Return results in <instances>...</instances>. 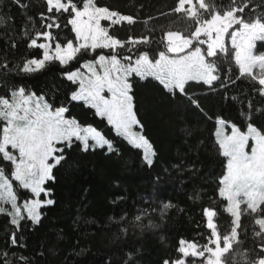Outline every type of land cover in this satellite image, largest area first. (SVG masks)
Returning a JSON list of instances; mask_svg holds the SVG:
<instances>
[{"label":"trees","instance_id":"trees-1","mask_svg":"<svg viewBox=\"0 0 264 264\" xmlns=\"http://www.w3.org/2000/svg\"><path fill=\"white\" fill-rule=\"evenodd\" d=\"M17 2L20 5L14 0H0V16L4 18V24L0 26V98H11L21 86L26 93L43 95L52 108L67 106V117L97 128L114 150L106 155L107 146L93 149L90 142L89 150L82 151L83 142L75 139L71 141V147L68 142L58 144L64 148L65 159L52 170L55 181H48L45 185L52 189L50 197L55 203L40 208L42 218L38 225H33L24 216L19 229L11 223L8 210L0 212V264L4 261L8 264H105L106 259L110 264H124L125 252L129 250L134 253L131 264H162L165 258L178 256L180 238L200 245L206 243L208 230L204 227L206 221L202 215L206 206L217 211L218 216L214 219L221 235L229 231L231 217L223 211L227 202L218 196V181L225 173L227 158L220 154L215 135L217 122L224 120L243 132L248 123H252L264 131V97L253 91L258 84L245 77L226 88L218 87L225 75L232 79L238 75V66L231 58L233 50L228 48V57L212 58L218 62L221 80L214 82L211 88L192 82L186 86L187 91L199 100V109L177 90L169 93L154 77L140 79L135 74L130 75V94L140 122L139 129L156 153L153 166L149 168L142 159L143 149H137L124 136L117 134L105 117L96 115L95 108L84 101L70 100L71 93L77 91L79 85L67 81L63 73L74 68L72 63L62 68L53 60L40 71H20L27 60L42 58V49L29 48L28 45L32 39L41 40L38 33L47 30L43 25L50 21H43L40 17L46 9L45 0ZM73 2L82 8L81 0ZM93 2L96 6L134 18V24L121 22L111 26L109 35L125 42L129 37L144 36L152 41L150 45H138L130 53L133 56L138 51L148 50L152 59L158 58L157 49L163 46L157 41L164 31L186 28L191 31L194 27L193 22L184 19L182 14L166 15L176 0ZM213 2L226 10L229 0ZM259 5L260 0H253L250 5L256 7L255 15L264 14V7ZM245 15H249L248 10ZM66 19V14L61 15V28L51 30L61 45H65L68 39L75 40L70 26L64 27ZM104 25L109 27L107 21ZM129 46L126 43L125 49H117L118 53L127 54ZM257 51H264L263 41L258 42ZM9 68L13 71L10 72ZM232 96L237 99L234 101ZM249 100L253 106L250 118ZM0 164L10 175L7 168L10 162L0 156ZM173 165L178 167L173 168ZM189 166H193L192 170ZM154 176L162 177L159 183L154 184ZM14 186L21 200L23 195L24 198L31 196V192L22 189L17 181ZM161 201H171L174 205L163 218L159 214ZM137 215H143L140 222L143 230L135 226ZM241 222L247 227L248 217H242ZM149 223L158 227L150 228ZM122 226L127 228V233L121 231ZM13 233L17 237L16 246L11 244ZM245 245L254 246L250 228ZM21 255L28 259L21 262L18 259ZM227 264H244L236 245Z\"/></svg>","mask_w":264,"mask_h":264},{"label":"snow or ice","instance_id":"snow-or-ice-1","mask_svg":"<svg viewBox=\"0 0 264 264\" xmlns=\"http://www.w3.org/2000/svg\"><path fill=\"white\" fill-rule=\"evenodd\" d=\"M14 2L20 5L17 0ZM45 2L46 9L40 13V17L43 21H50V23L43 25L47 30L38 33V37H42L46 42L38 43L37 39H32L28 45L29 48L42 49V58L27 60L20 71L22 73L37 72L53 60L58 61L64 68L75 60L82 50L95 52L97 49H111L110 56L101 53L94 61L82 62L79 68L63 73L67 81L80 84V89L71 93L70 100L84 101L86 105L95 108L96 115L107 117V122L115 126L117 134L131 135L130 143L137 149H143L142 159L149 168L153 166V157L156 153L152 151V146L147 139L130 133L131 127L139 124L134 113L133 96L130 94L132 84L129 78L131 76L126 77L121 85L118 82L119 72L117 71L114 80L105 70L108 59L115 61L116 64L128 61L130 66L136 65V67H130L131 74H135L140 79L154 77L169 93H172L174 89L177 90L179 95L188 99L193 107L199 109V100L187 91L186 86L192 82L211 88L214 82L221 80L218 62L212 58L220 55L229 56V49L224 43L225 35H229L231 48L234 50L231 58L239 71L235 79L225 75L218 87L226 88L237 80L247 77L259 85L253 91L264 97V54H254L256 42L264 41V14L255 15L256 7H250L253 0H229L226 10L213 0L207 3L206 0H176L175 6L166 15L182 14L184 19L193 22L194 27L191 31L187 28L183 31H164L160 40L157 41L163 47L157 49L156 57L158 58L154 59H150L148 50L138 51L135 56L122 55L117 51V49H125L127 43L130 46L126 51L133 53L138 45H150L152 41L149 37L137 39L129 37L125 42L109 35V28L113 25H120L121 22L134 24L133 16L121 15L116 11H110L107 7H97L93 0H81L82 8H79L73 0H45ZM26 6L23 5V7ZM259 6L264 7V0H260ZM246 10L249 11V15H245ZM63 14L67 15L64 27L70 26L71 32L74 33L75 46L72 39H68L62 46L51 31L53 28H61L59 19ZM101 21H107L109 27H102ZM3 24L4 18L0 16V26ZM12 46L15 47V44L13 43ZM89 64L93 67H89ZM107 67L111 68V66ZM80 68L86 69L89 75L84 74L82 77ZM256 68L259 69V74L253 71ZM9 71L13 69L9 68ZM228 71L230 72L231 69L229 68ZM85 79L88 81L87 87H85ZM24 92L25 89L21 86L18 92L13 93L23 98V105H25L23 108L21 104L13 106L9 99L0 98V104L10 109L0 111V120L4 121L0 125L3 132L0 153L5 160L15 165L14 179L20 182L23 189L30 190L35 197L24 207L27 219L33 225H38L42 218L39 209L55 203L53 199L47 198L51 195L52 189L46 188L45 185L48 181H55L52 170L65 159L64 148L57 147V144L68 142V146L71 147V138L76 137L83 142L82 151H87L90 135L95 141L92 145L93 149L107 145L106 155L114 149L112 144L94 129H86L89 135L81 136L74 127L75 120L65 119L69 107L60 106L52 109L41 95L35 97V108L30 109L27 105L33 101L34 94L25 96ZM104 92H107L109 97L102 95ZM231 99L235 101L237 97L232 96ZM247 108L250 118L253 108L251 100L247 101ZM256 111L260 110L257 108ZM30 114L34 118H30ZM219 122L224 123L222 120ZM220 135L223 136L222 133ZM250 139L254 143L249 153L246 147ZM218 143L220 154L227 158L225 173L218 181L220 185L218 196L227 202L223 211L231 217L230 230L221 235L214 219L218 216L217 211L206 206L202 212L206 221L204 227L208 230L206 243L200 245L196 241L180 238L177 247L178 256L165 258L162 264H186L189 256L200 258L201 264H222L223 257V264H227L234 245L244 258V264H264V132L252 123H248L246 133L233 127L231 135L219 139ZM7 146L18 150V161L16 156L6 150ZM57 153L60 154L57 155ZM49 160L52 163H49ZM172 167L176 168L178 165ZM192 167L189 166V170H192ZM164 171L167 173L168 169L165 168ZM161 179V176H154V184L159 183ZM5 185H8L7 180ZM8 195L13 201L17 198L12 195L11 190ZM42 195L45 197L43 200L39 199ZM12 207L15 209V217L11 223L19 229L20 220L24 219V216L15 203ZM172 207L174 205L171 201H161L160 216L163 218ZM4 211V208H0V212ZM242 217H248L247 227L242 224ZM142 220L143 215L135 217V226L141 230L144 228L140 223ZM148 227L156 228L158 225L149 223ZM249 228L254 245L251 248L245 245ZM121 231L127 233V228L122 226ZM11 244L17 245L16 233L12 234ZM20 246L24 247L23 244ZM136 252L138 253L139 249ZM4 255L8 254L4 253ZM18 259L23 262L28 258L21 255ZM133 259L134 253L131 250L126 251L124 264H131ZM4 264H8V261H4ZM105 264H110L109 260L106 259ZM192 264H196L195 260Z\"/></svg>","mask_w":264,"mask_h":264},{"label":"rangeland","instance_id":"rangeland-1","mask_svg":"<svg viewBox=\"0 0 264 264\" xmlns=\"http://www.w3.org/2000/svg\"><path fill=\"white\" fill-rule=\"evenodd\" d=\"M99 7V6H97ZM111 11V10H110ZM86 19V18H85ZM104 22L105 21H101V26L102 27H105L104 25ZM231 31V30H230ZM215 35V34H213ZM73 41V44L75 46L76 44V41L75 40H72ZM38 43H44L46 41H44L43 38H41L40 41H37ZM258 42H261V41H257L256 42V47L254 49V54H264V51H257V44ZM264 42V41H263ZM224 43L227 45L226 47L227 48H231V39H230V36L229 35H225L224 37ZM237 43H239V41H237ZM64 46V45H62ZM53 48H54V45H53ZM232 49V48H231ZM233 50V49H232ZM234 51V50H233ZM103 53L104 55L106 56H110L112 54V51L111 49H108V50H105V49H97L95 50V52H84L82 50V52L80 54H78L77 58L75 60H73L72 62H70L69 64H73L74 68H72L71 70H75L76 68H79L81 63L82 62H85V61H94L99 54ZM127 54L125 55H131L130 53L126 52ZM41 59V58H40ZM150 59H152L150 57ZM107 66H111V68L109 69V67ZM107 66H106V71L109 72V74L113 77V79L115 80L116 79V72L118 71L119 72V77H118V82L122 85L123 82L125 81L126 77L130 76L131 75V72H130V67H136V65H129L128 64V61H121L119 64H116L115 61H112L111 59H108L107 61ZM89 67H93L91 64H89ZM69 70V71H71ZM80 71H81V76L84 77V74L85 76H88L89 74L87 73V70L84 69V68H80ZM99 71V69H98ZM254 72H256L257 74H259V69L256 68V69H253ZM166 75V74H165ZM87 79H85V87H87ZM78 90L80 89V84L78 82ZM18 92V91H17ZM16 93V92H15ZM34 94V99L32 102L29 103V105H27V107H29L30 109H34L35 108V97H39L41 95H38L36 93H26L24 92V95L25 96H29V95H33ZM102 95H104L105 97H109V94L107 92H104L102 93ZM45 98V97H44ZM46 100V99H45ZM47 101V100H46ZM9 102L10 104H12L13 106H15L16 104H21L22 108L25 107V105H23V98L20 97L19 95H12L11 98H9ZM48 103V102H47ZM134 106V105H133ZM52 109H55V108H52ZM10 109H6L2 104L0 105V111H8ZM96 110V109H95ZM135 113V111H134ZM136 115V113H135ZM137 117V116H136ZM30 118H34V117H31V114H30ZM107 119V117H105ZM65 119H73V118H69L66 116L65 114ZM75 120V119H74ZM138 120V118H137ZM3 121V120H2ZM139 121V120H138ZM219 121L221 120H218L217 122V128H216V131H215V135H216V139L217 141H219V139L223 138V137H226V136H229L231 135L232 133V128L235 127L234 125L230 124V123H227L225 122L224 120V123L221 124ZM4 123V121H3ZM114 130L116 131L115 129V126L112 125ZM74 127L79 131V134L81 136H85V135H89L88 132H86L85 130L86 129H94L96 132H99L100 135L105 139V140H108L103 134L102 132H100L97 128H95L94 126L92 125H82V124H79L76 120H75V125ZM140 127V122L139 124L137 125H133L131 127V130H130V133L132 135H135L137 137L139 136H143L145 139L148 140L147 137H145L141 130L139 129ZM240 132L242 133H246L247 130L245 132L239 130ZM264 132V131H262ZM223 134V136H221L220 134ZM122 136H124L129 142H130V139H131V135L129 134H123L121 133ZM76 139V137H72L71 138V141ZM2 140H3V132H2V129H1V143H2ZM109 141V140H108ZM149 141V140H148ZM90 142H92V144L94 145L95 144V141L91 139V136L89 135V139H88V144H90ZM110 142V141H109ZM150 143V142H149ZM253 141L250 139L248 141V144H247V147H246V151L247 152H251V148L253 147ZM107 146V145H105ZM57 147L58 144H57ZM108 147V146H107ZM6 150L9 151L12 155L16 156L17 157V161L19 160V153H18V150H13L10 146H7L6 147ZM152 151H153V148H152ZM57 155H59V153H57ZM0 156H2L3 158V154L0 153ZM4 159V158H3ZM4 161H9V160H5ZM10 162V165L7 167L10 171V175L4 171L2 169V165L0 164V208H4L6 211L8 210L9 213H11V217L12 219L15 217V209L12 207L13 203L16 204L17 207H19L21 209V214L23 216H27V213L25 211V204L26 203H29L32 199H34L35 197L33 196V194H31V196H28L27 198H24V195H23V199L21 200L19 198V195L17 194L16 190H15V186H14V181H16L14 179V175L13 173L15 172V165L11 162ZM49 163H52L51 160L48 161ZM5 180L8 181V185H5ZM18 182V181H17ZM20 184V182H18ZM9 186H10V189H9ZM20 187L23 189L22 185L20 184ZM9 190H11L12 192V195L16 196V200L13 201L11 199V197L8 195L9 193ZM30 191V190H29ZM47 198H50V196H48ZM39 199L43 200L45 199V197L42 195ZM243 207V205H242ZM40 211V209H39ZM207 255V254H206ZM190 259V260H189ZM200 258H193L191 256L188 257L187 261H186V264H192V261L195 260L196 264H201V261H198ZM223 257H222V264H223Z\"/></svg>","mask_w":264,"mask_h":264}]
</instances>
